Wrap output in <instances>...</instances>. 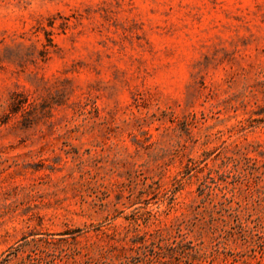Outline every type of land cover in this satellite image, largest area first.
<instances>
[{
  "label": "rangeland",
  "instance_id": "374dc122",
  "mask_svg": "<svg viewBox=\"0 0 264 264\" xmlns=\"http://www.w3.org/2000/svg\"><path fill=\"white\" fill-rule=\"evenodd\" d=\"M0 264H264V0H0Z\"/></svg>",
  "mask_w": 264,
  "mask_h": 264
}]
</instances>
